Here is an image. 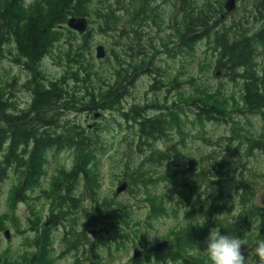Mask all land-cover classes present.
Returning <instances> with one entry per match:
<instances>
[{"label": "trees", "instance_id": "1", "mask_svg": "<svg viewBox=\"0 0 264 264\" xmlns=\"http://www.w3.org/2000/svg\"><path fill=\"white\" fill-rule=\"evenodd\" d=\"M199 1L163 0L162 3L169 6V21H166L161 15L163 12H158V0H34L29 4L25 0H0V59L11 57V62L21 67L26 76L23 90H27V94L34 100L23 110L12 99L16 82L0 81V185L8 178L7 170L15 173L12 204H28L30 216L27 223L31 225L32 235L25 240L36 246L35 251L29 253V258L25 254L10 261L0 255V264H56L58 258L67 254H73V264H83V260L90 259L91 255L99 258V249L87 244L86 235L76 232L69 225L68 217L71 213H79L85 193L92 194L94 183L95 188L98 186L99 179L94 176V168L98 156L104 150V138L101 136L103 132H99L101 128L89 129L81 120L73 121L74 116L82 110L92 111L95 99H114L120 92L118 89L130 80L134 70L146 68L147 74L158 82L160 79L156 77L162 76V72L159 67L150 69V65L154 63V56L162 49L176 58H194L196 47L203 43L208 57L204 64L199 62L197 68L196 59L191 62L194 73L199 71L206 75V72L215 70L217 75L218 71L223 72V77L230 80V83L240 86L241 102L248 113L264 112V65L259 63V59L264 58V0L252 2L245 8L243 16L229 25L223 22L227 15L221 19L224 10L222 3L207 0L200 5ZM73 17L86 18L90 24L96 19L97 28L94 29L98 34L112 38L116 46L108 58L113 64L108 82L103 83L102 73L94 72L90 63L89 68L83 63L85 53L92 52L89 38L95 30L90 28L83 36L84 44H68L70 46L63 53V59L74 66L75 71L80 70V73H74V80H81L84 84L88 81L90 84L93 79H88L94 76L98 79V85H106L105 90L99 91L100 94L88 93L86 88V97L84 94L83 98L79 97L78 91L69 88L68 81L48 79L42 67L55 40L54 36L62 34L60 29L69 35L75 34L66 27L68 20ZM158 29L169 32H166V37H160L158 32L153 33ZM131 60L134 63H130ZM194 73L189 77V84L195 83L192 85L195 94H191L190 100L209 109L203 110L196 106L193 119L200 125L199 128L203 129L205 124L214 121V113L219 117H230L228 108L223 107L226 99L222 101L219 98L224 92L221 86L208 87L201 78L198 81L192 79ZM175 83L178 89V82ZM121 96L122 94L118 97ZM181 99L185 100V97L182 95ZM111 106L114 107L112 104ZM217 106L222 110L217 109ZM146 109L151 113H146ZM180 109L181 107L167 105H153L151 108L136 105L130 111L117 110H122L118 114L123 116L124 131L133 132L139 140L136 149L138 154L147 152L143 164L150 166L147 169L150 171L147 172H142L140 168L125 167L124 174L132 183L138 177L144 183L147 180L144 177L172 176L162 169L185 148L184 140L178 144L172 143V133L179 130L182 134L181 129L186 122L183 118L187 112L179 113L177 110ZM67 114L74 118L70 119ZM247 142L264 151L263 142L248 138ZM157 143L159 145L155 147ZM251 148H246L245 155H250L247 152ZM63 157L70 161V166L61 163ZM234 157L238 159L239 156L234 154ZM51 161H55L57 168L52 177H47L50 178V184L45 191L41 189L42 179L48 167L54 164ZM242 163V158L231 162L222 161L219 165L214 161L213 171L220 173L219 177H226V174L221 175V169L227 167L230 171H242ZM79 187L81 191L78 193ZM37 189L41 190V197L36 200L44 199L49 202L42 211H35L29 205L32 200L30 193ZM178 199L181 201L183 195L180 194ZM95 203L93 220L102 233L101 237L105 238L104 243L119 246L120 243L130 242L139 225H135L134 229L130 228L132 218L127 213L128 207L121 204L116 209L114 202ZM178 205L181 204L174 206ZM181 206L185 208V204ZM255 211L251 210L244 220L242 215L237 224L224 230L225 234L234 232L243 241L245 234L250 233L245 221L255 223L258 218ZM123 213L127 215V219L121 215ZM106 214L109 215L103 217ZM14 221L19 224L18 219L15 218ZM57 227L64 232L65 241L69 240V248L58 258L52 255V229L56 230ZM261 228L263 231L258 239H264V226ZM176 240L174 248L159 255L151 252L147 260L131 261V264H201L196 259L192 262L185 259L197 242L195 231L183 232ZM90 263L95 264L92 261Z\"/></svg>", "mask_w": 264, "mask_h": 264}, {"label": "rangeland", "instance_id": "2", "mask_svg": "<svg viewBox=\"0 0 264 264\" xmlns=\"http://www.w3.org/2000/svg\"><path fill=\"white\" fill-rule=\"evenodd\" d=\"M33 1L25 0L26 4ZM158 1H160L158 12L162 11V17L166 21H169V6H165L162 3L163 0ZM206 1L200 0L199 4L203 5ZM216 1L222 3L224 6L227 0H209L211 3H215ZM255 1L257 0H236V11L230 13L223 22L229 25L234 20H239L243 16L245 8ZM155 6L158 7L157 4ZM222 12V16H224L225 10ZM94 21L91 24L89 22L91 25L89 29L97 28L98 21L96 19ZM60 31L62 34L59 33L57 36H54L55 40L51 44V50L43 61L42 67L45 76L50 80L57 78L68 81L69 88L71 87L74 91H78L80 98H83L82 95L84 94V97H86V88L87 92L89 91L88 93L100 94L99 91L105 90L106 85H98L96 83L98 79L94 76L88 79H93V83L90 80V84L88 81L85 84L81 80L80 82L75 81L73 75L74 73H80V70L75 71L73 69L74 66H71L66 59H63L65 57L63 53L66 52V49L71 43L84 44L83 36L78 34L69 35L61 29ZM156 32L159 33L160 37H166V32H169V30L158 29L155 32L153 31L154 34ZM89 41L92 52L91 54L85 53L88 59L84 56L83 63L86 68H89L91 64L94 72L102 73L103 78L101 81L107 83L109 74L111 73V67L113 66L111 60L108 58L111 57V50L116 49L114 41L110 37L98 34L96 30L92 33ZM68 44L70 45L68 46ZM98 46H102L105 49L106 56L102 60L96 59V48ZM119 52L121 53V51ZM206 52L207 50L203 43L196 47L194 58H186L184 56L176 58L171 56V53L167 52V50L162 49L161 52L154 56V63L150 65V69L159 67L162 72V76L156 77V79H160L158 82H155L156 80L147 74L146 68L134 70L132 71L134 74L130 77V80L118 89L120 92L114 99L105 101L100 98L99 100L95 99L94 102L96 104H94V107L92 105V111L82 110V112L74 116L75 118L67 114L70 119L74 118L73 121L81 120L88 128H101L99 132H103L101 136L102 139L104 138L105 144L103 153L98 156L94 168V176L96 175V178L99 179L98 186L95 188L94 183L92 194L88 195L87 192L85 193V197L80 203L79 213L75 215L71 213L68 217L69 225L76 232L86 235L87 244L99 249V258L91 255L90 259L83 260V264H91V261L95 264H131V258L136 250L141 251L147 260L150 255V250L157 244L168 240L172 242L175 237L177 238L186 229L190 227L198 228L200 227L199 225L202 228L204 227L203 229L206 232L202 236L197 235V242L188 251L189 254L187 255L192 256L201 264H209L206 253L201 251L204 248V241L211 229L225 225L230 218V211L219 215L211 210L209 203L211 204L212 199L210 198L221 195L222 200L216 203V207H226L227 196L232 195L230 198V207L235 197L233 193L235 184L240 180H237V182L230 180L222 181L218 186L216 184H210L208 189L199 182V193H201V197L207 196L208 194L210 200L207 201L205 198L200 207L193 206L190 210H187L181 205L185 204L186 207L187 197L192 196V193L190 194L184 187V184L188 182V179H184V177H219L218 174L220 175V173L213 171L214 161L217 163L216 165H219L218 163L222 161L231 162L242 158V171H230L229 168L224 167V169H221V175L226 174V177H242L244 183H251L257 192L255 202L257 205L263 206L264 151L258 150L256 148L257 146L249 144L247 138L264 143V116H262L264 112L256 111L248 113L241 102L240 86L230 83V80L223 77V72L219 71V76L215 75V70L206 72V75L199 71L194 73L191 62L196 59V62H198L195 65L196 68L199 66V62H202L201 65L204 64L208 57ZM172 54L174 55L175 53ZM11 61V57L9 59L8 57L0 59V81L3 83L16 82L12 99L16 100L18 107L21 106L23 110H26L30 102L33 103L34 100L27 94V90H23L22 85L26 79L23 70ZM130 63L134 62L131 60ZM259 63L260 65H264V58H260ZM193 73L192 79L198 81L201 78L203 83L208 87L217 88L221 86L220 88L224 92L220 94L219 98L222 101L226 99L223 107L228 108L230 117L229 115L228 117H219L214 113L212 115L218 122L214 120L205 124L203 129L199 128L200 125H197L195 118L193 119V116H195L193 114H196V106L203 110L207 107L200 103L191 102L190 100L191 94H195L192 87L195 83L190 82L189 84V77ZM175 81L178 82V89H176L177 84ZM92 87H94V90H92ZM120 94L122 96L118 97ZM182 95L185 97V100L181 99ZM231 98L236 99L232 100ZM227 99L230 101H227ZM116 102L118 103L116 104ZM136 105H140L143 108H151L153 105L176 106V108L181 107L180 110H177L179 113L187 112L186 117L183 118V121L186 122L181 129L182 134L179 130H175L172 133V143L178 144L184 140L185 148H182L181 154L172 158L171 163L162 169L165 173L172 175L171 177H144L143 179H147L144 183L138 177V180L132 183L124 174L125 167L127 166L130 168H140L142 172L145 170L146 172L150 171L147 170L150 166L147 163L143 164L147 152H144L142 155L138 154L136 149L139 146L137 144L139 140L134 136L133 132L126 133L124 131L126 129L124 125L122 126L123 116L118 114L122 113V110L120 112L117 111L118 109L129 110ZM85 106H87V103ZM217 109L222 110L220 106H217ZM148 110L146 109V113H151ZM237 110H239V113ZM78 115L79 117H77ZM158 145L159 143L154 146L157 147ZM160 147L163 148L164 146ZM246 148H251L247 152V154H250L249 156L245 155ZM234 154L239 156L238 159L234 157ZM190 160L196 161L198 164L193 173H187V163ZM51 163L54 164L50 165V167L47 166V173L42 179L41 189L45 191L49 188L50 184L48 182L50 178L47 177H52L57 168L55 161H51ZM61 163L67 167L71 164L66 157L61 158ZM244 172L245 174H242ZM14 174L12 171L7 170L6 177L8 178H5V181L0 185V255L5 256L10 261L11 259L17 260L25 254L29 258V253H33L36 247L35 244H31L25 240L27 236L32 235L30 232L31 225L27 223L28 217L30 216L28 204H16V206L12 204L15 193L14 185L16 183ZM123 185L126 186V190L117 195V190ZM80 191L81 187H79L78 193ZM180 194L183 195L181 201L178 199ZM30 196H32V200L29 201V205L35 211H42V209H45L46 203H49L44 199L36 200L37 197H41L40 189L31 192ZM192 199L193 201L196 199V192ZM224 199L225 201L223 202ZM96 201L100 203L106 201L107 204H113L114 202V205L117 207L116 209L120 208L119 205L121 204L128 207L127 213L131 214L132 218V221L129 223L131 224L130 228L134 229L135 225H139L138 229L132 234L133 236L130 242L128 241L125 244L120 243L119 246H109L104 243L105 238L101 237L102 233L99 227L94 224L95 221L93 220ZM176 202H180L181 205L174 206ZM110 212L107 211V213ZM107 215L109 214L103 217ZM121 215L127 219L126 214L123 213ZM15 218L18 219L19 224L14 221ZM47 225L50 226L48 221ZM88 231H96L99 233L96 236V241ZM262 231L263 228L256 229V232L253 235L251 234L249 239L242 242V251L244 255L246 254V257L248 256L247 264H258V261L251 255L250 250L255 246V242L261 236ZM7 232L9 234L8 239L5 238V233ZM52 233V255L58 258L69 248V240L68 242L65 241L66 236L61 228L56 230L52 229ZM245 245H250L251 247L245 248ZM73 258V254H67L62 258H58L56 264H73ZM29 261L30 259L27 260V263Z\"/></svg>", "mask_w": 264, "mask_h": 264}, {"label": "flooded vegetation", "instance_id": "3", "mask_svg": "<svg viewBox=\"0 0 264 264\" xmlns=\"http://www.w3.org/2000/svg\"><path fill=\"white\" fill-rule=\"evenodd\" d=\"M224 18L225 17H222V19H224ZM186 178L188 179V182L186 184H184L185 185L184 187L187 189V191H189L190 194L192 193L191 197L190 196L187 197V203H186V207H185L187 210H190V208L193 207V206L194 207H200L202 205L203 201L206 198L207 201L212 199L211 204L209 203V205H210L211 210H213L215 213H217L219 215H223V213H226V212L230 211V218H229L228 222L225 225H220L217 228V229L220 230L221 234H225L224 230H226L232 224H237V222L239 221V219L241 218L242 215H244V217H243V220H244L245 219V215L250 213L251 210H256L255 212L258 213L257 214L258 218H257L255 223L253 222L252 224H249L250 220L246 216L249 221H245V222L248 225L247 228L250 230V233L247 234L248 233L247 232L245 234L246 237H245V239L242 242H245L247 239H249L251 234L253 235L254 232H256V229L261 228V226H264V196H263V206L262 205H257V203L255 202V199L257 198V192L254 190V186L251 183H244L242 177H184V179H186ZM226 180L236 181V182H237V180H240L238 183L235 184V188L233 190V193H234L235 197L232 200V203H231L230 207H229V204H230V198H231L232 195H228L227 196V203H226L227 206L226 207H224V206L216 207V203L218 201L222 200V196L221 195L217 196V197H214V196L211 197L210 196L211 197L210 199L208 197V194H207V196L201 197V193H199V188H200L199 182H201L202 186H206L207 189H208L210 184H213V185L216 184L218 186L219 184L222 183V181H226ZM195 192H196V199L193 201L192 197H193ZM224 201H225V199L223 200V202ZM178 203L180 204V202H176V203H174V205L178 204ZM178 206H180V205H178ZM234 209H236V210H234ZM199 226L200 227H198V228L190 227L189 229H186V231L184 233H186L188 231L190 233H192L193 231H195V236L196 237H197V235L202 236V234H204V232H206V230L203 229L204 227L202 228L201 225H199ZM176 239L177 238L175 237L174 241H172V242L168 240L170 245L168 246V248L165 251L169 250L171 247L172 248L175 247V243L177 241ZM244 247L245 248L246 247L249 248L251 246L250 245H245ZM151 252L154 253L153 249H151L150 253ZM154 254L159 255V253H154ZM187 256L188 257H185V259L188 262L194 261V258L192 256H190V255H187ZM145 257L146 256L144 254L141 255V259H143ZM245 258H247L246 254H245Z\"/></svg>", "mask_w": 264, "mask_h": 264}, {"label": "clouds", "instance_id": "4", "mask_svg": "<svg viewBox=\"0 0 264 264\" xmlns=\"http://www.w3.org/2000/svg\"><path fill=\"white\" fill-rule=\"evenodd\" d=\"M242 245V238L234 232L221 234L219 229L213 228L201 251L206 253L209 264H247L248 256L245 258ZM250 251L258 264H264V239H258Z\"/></svg>", "mask_w": 264, "mask_h": 264}, {"label": "water", "instance_id": "5", "mask_svg": "<svg viewBox=\"0 0 264 264\" xmlns=\"http://www.w3.org/2000/svg\"><path fill=\"white\" fill-rule=\"evenodd\" d=\"M224 9L226 11V14H230V13H233L235 12L236 10V0H227L225 5H224ZM67 27L78 33V34H85L86 31L88 30V20L86 18H76V17H73V18H70L67 22ZM106 56V53H105V49L104 47L102 46H99L97 47L96 49V59L97 60H102L104 59ZM198 164L196 163V161H189L187 163V171L189 173H192L196 170ZM126 190V186L123 185L121 186L118 190H117V193L120 194L122 192H124ZM5 236L6 238L9 237V234L8 232L5 233ZM169 246V242L165 241V242H162L160 244H158L155 248H154V251L157 252V253H162L164 252ZM140 253L139 252H135V255H134V260H138L140 258Z\"/></svg>", "mask_w": 264, "mask_h": 264}]
</instances>
